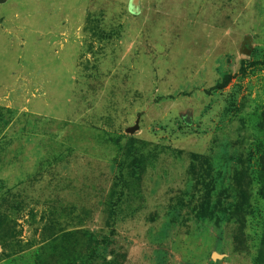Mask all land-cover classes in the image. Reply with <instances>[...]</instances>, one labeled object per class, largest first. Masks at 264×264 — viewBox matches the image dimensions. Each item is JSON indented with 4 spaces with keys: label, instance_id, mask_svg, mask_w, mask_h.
<instances>
[{
    "label": "rangeland",
    "instance_id": "rangeland-1",
    "mask_svg": "<svg viewBox=\"0 0 264 264\" xmlns=\"http://www.w3.org/2000/svg\"><path fill=\"white\" fill-rule=\"evenodd\" d=\"M0 264H264V0H0Z\"/></svg>",
    "mask_w": 264,
    "mask_h": 264
},
{
    "label": "water",
    "instance_id": "water-1",
    "mask_svg": "<svg viewBox=\"0 0 264 264\" xmlns=\"http://www.w3.org/2000/svg\"><path fill=\"white\" fill-rule=\"evenodd\" d=\"M242 53L245 54V55H249V54H250V51L247 50L246 48H244V49L242 50ZM137 129H138V126L135 125L134 127H130V128H128V129H126L125 131H126V133H133V132H134L135 130H137Z\"/></svg>",
    "mask_w": 264,
    "mask_h": 264
}]
</instances>
